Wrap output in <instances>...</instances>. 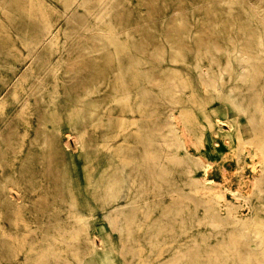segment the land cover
<instances>
[{"label":"bare ground","instance_id":"6f19581e","mask_svg":"<svg viewBox=\"0 0 264 264\" xmlns=\"http://www.w3.org/2000/svg\"><path fill=\"white\" fill-rule=\"evenodd\" d=\"M33 1L40 3L39 0ZM138 1L140 6L148 7V11L144 15H136L140 22L131 26L128 21L136 16L131 12L124 13L122 0H101L99 5H94L87 14H83L86 15L83 22L78 21L81 16L79 8L84 4L89 7L90 3L86 0H63L66 4L61 13L63 21L74 23L77 27L74 32L65 30L64 35L77 38L73 48L81 46V54L71 55L65 45L60 46L66 55L57 63L46 60L42 70L29 73L32 80L26 97L20 100L15 93V99L28 102L30 94L40 96L49 102L52 110L64 95L66 105L71 106L64 110L68 116L67 123L85 163L93 164L94 157L100 154L101 163L111 167V172L106 175L103 205L117 200V194L122 190L114 187L116 183L129 180L135 186L132 189L135 197L128 213L121 210L118 204L105 212L108 227L120 231V245L115 251L123 264H130L134 257L131 256L132 250L138 241L142 240V246L152 249L162 242L168 243L178 234L175 229L185 227V202L191 198L171 187L162 168L169 164L185 166L187 174L191 175L204 165L202 158H194L188 150L190 145L199 149L204 143L195 124L191 121L189 125L184 123V115L176 117L173 112L161 109L163 102L174 104L190 89L178 73L171 71L170 66L162 67L161 63L180 60L188 64V54L194 50L192 65L197 69L199 83L207 92L218 95L225 85L233 81L234 85L226 94L232 111L226 112V123L216 124L193 94L189 93V98L201 107L206 125L211 130L216 126L217 131L212 133L223 135L226 140L237 124L236 113L243 112L252 124L254 137L262 133L261 146L255 153L260 154L261 161L259 166H253L252 177L243 180V185L248 188L247 195L238 196L249 205L247 215H242L236 206L225 202L224 187L207 178L192 176L195 203L193 226L198 231L193 242L185 244L188 248L174 252L167 264H178L180 260L187 264L191 260L194 264H262L264 231L250 230L264 228L258 214L264 204L254 207L249 201L256 194H264V11L252 5L250 0ZM24 4V0H0L6 19L12 25H17L15 10L24 12ZM184 4L194 8L185 9ZM158 5L164 10L159 16L152 13L154 6ZM34 12H26L28 19L33 26L38 25L36 21L42 23L43 29L34 33L39 37L35 43H26L31 65L41 64V59L36 58L33 52L48 38L59 34L50 17L39 21ZM89 18L97 20L104 28L95 31L88 23ZM7 36L8 32L0 24V39L3 41ZM100 51H106L107 55H94ZM0 81L6 83L1 77ZM61 85L65 87L63 92L59 89ZM53 128L57 141L54 144L50 142L55 135H44V140L38 145L60 150L64 157L62 164L68 166L72 156L71 144L61 138L57 126ZM237 139L238 147L245 144L240 135ZM3 140L0 134V141ZM21 144L20 152L24 149ZM164 147L173 151L167 156H162V152L158 154L157 151ZM8 148L5 146V151L0 150V169L8 165ZM33 155L28 151L21 156L20 167L23 168ZM50 175L59 178L63 188L67 174ZM156 192L167 193L173 205L170 208L174 212L173 220L164 226L160 221L150 219L155 209L153 205L157 203L154 199ZM147 193L154 194V200L145 197ZM48 195L63 197L60 201L62 206L57 205L58 201L48 200ZM68 195L67 190L56 189L39 192L36 198L31 199L21 183L13 181L12 175H3L0 177V219L11 220L14 228L19 230L24 216H46L51 227L64 229L69 234L84 230L85 241L94 254L110 249L103 238L99 240L102 249H98L95 243L98 234L90 231L88 221L81 220L82 212L74 201L67 200ZM221 202H225L224 209ZM140 219L144 222H139ZM39 227L42 225L37 224L36 228ZM1 228L0 225V250L12 248ZM134 228L150 232L142 237L134 236ZM161 228L168 230L162 232ZM66 239L70 245L75 237L70 235ZM11 258H14L12 254L0 255V262L10 261Z\"/></svg>","mask_w":264,"mask_h":264},{"label":"rangeland","instance_id":"374dc122","mask_svg":"<svg viewBox=\"0 0 264 264\" xmlns=\"http://www.w3.org/2000/svg\"><path fill=\"white\" fill-rule=\"evenodd\" d=\"M39 1L40 3L33 0H24L25 4L23 6L26 11L15 10L18 15L17 25H12L6 19V14L2 6H0V24L4 26L9 34L3 41L0 39V77L6 82L2 84L0 81V134L4 139L0 141V150L5 151V146L9 147L7 149L9 162L8 165H4L0 169V177L12 175L13 181L21 183L22 189L26 191L31 199L36 198L37 194L42 191L67 190L69 193L66 197L67 200L74 201L76 207L82 212L80 213L81 220L88 221L91 224L90 231L98 234L95 236V243L98 244V249H102L99 242L101 238L108 242L110 249L107 248L103 253L94 254L85 241L84 230L69 234L64 229L51 227L49 218L46 216L26 215L22 218V227L19 230L14 228L11 220L0 219L1 230L4 231L5 236H8L9 241L12 243V248L4 247L0 250V255L12 254L14 257L10 261L2 260L0 264H123L117 251H115L120 245V231L112 230L108 227V219L105 212L118 204L121 210L128 213L131 201L135 197L134 190H132L135 186L133 187L129 180L116 183L114 187L117 190H122L119 192L120 194H117V200L103 205L101 201L104 197L106 175L111 172V167L101 163L100 154L94 157L93 164L85 163L80 149L75 146L74 133L67 123L68 116L64 110L67 107L71 108V106L66 105L64 95H60L59 103L52 110H50L49 102L45 98L41 99L40 96L30 94L28 102L15 99V93H18L20 100L26 97L27 89L30 87L32 80L29 78V73H36L42 70L41 68H43L46 60L50 59L57 63L63 55H66V52L60 50V46L65 45L69 51L67 53L71 55H79L82 51L81 46L73 48L76 45V37L64 35L65 30L74 32L77 27L74 23L63 21L61 13L66 8L63 0ZM86 1L90 5L88 7L84 4L79 8V14H81L79 22L84 21L83 18L86 15L83 14H87L88 9L94 8V5H99L101 2V0ZM122 1H124V13L131 12L136 16L144 15L148 11V7L145 5L140 6L138 0ZM250 2L252 5L259 7L261 11H264V0H250ZM182 6L185 9L194 8L192 5L186 6L184 4ZM30 10L35 11L34 14L39 17L38 20L43 17H50V21L54 23V28L59 29L57 36L48 38L46 42L33 52L36 58L41 59V64L33 63L31 65L29 47L26 46V43L30 41L35 43L39 37L35 36L34 33L43 29L42 23L40 24L36 21L38 25L33 26V23L28 19L26 12ZM163 11V7L158 5L154 6L152 13L159 16ZM24 16L25 18H23ZM137 18V16L131 18L128 24L131 26L137 25L140 22V19ZM88 23L93 26L95 31L104 28L97 20L95 21L92 18H89ZM54 44H57L56 48ZM164 45L167 46L166 43ZM133 54L135 53L133 52ZM94 55L105 57L107 52L100 51L94 53ZM194 60L195 53L194 50H191L188 54V64L180 60H165L161 63L162 67L170 66L171 71L178 73L190 86V89L185 92L186 96L183 95L174 104L163 102L161 109L167 113L173 112L176 117L184 115V123L189 125V121L193 122L204 142L199 149H196L193 145L188 147L194 158H202L204 160V165L192 172L191 175L187 174L185 166L169 164L162 168L171 187L177 189L180 194L189 195L191 198L185 202L186 210L183 217L185 227L184 229H175L178 234L168 240V243L162 242L159 246L152 249L146 245L142 246V243H144L142 240L138 241L132 250L131 256L134 257L130 264H167L174 252L186 250L188 248L186 245L188 243L190 245L193 242L192 240L198 230L193 226L195 203L193 197L194 178L192 176L207 178L208 181L210 180L214 184L224 187L225 202L236 206L242 215L249 213V205L241 200L240 196L242 194L247 195L248 192V188L243 185V180L252 177L253 166L260 165L261 156L260 154L255 155V153L261 146L262 133H259L260 137H254L252 124L243 112L236 113L237 124L233 127L229 139L226 140L223 135L212 133V131H217V128L215 126L211 130L206 125V118L202 114L201 107L207 110V114L213 123H226L224 121L225 114L228 111H232V106L229 104L226 94L234 84L232 81L231 84L225 85L218 92V95H212L199 83L197 69L192 65ZM67 85L69 86V84ZM64 88L63 85L59 86L60 92H63ZM189 93L195 96L201 107L189 98ZM2 111L3 113L1 114ZM216 115L219 117L216 118ZM262 123L264 124V121ZM54 126L58 127L61 138L68 140L71 144L70 151L72 156L68 166H63L62 159L64 157L60 150H56L53 146L42 148L38 145L39 142L44 140V135H55L54 139H50V142L55 143L57 141ZM224 127L229 129L226 126ZM237 135L242 137L244 145L237 146ZM20 142H22L21 145L24 148L21 152L19 151ZM28 151L34 155L21 168L19 158ZM172 151L173 149L164 147L157 153L162 152V156H167ZM63 172L67 176L62 188L59 178L51 176L50 173H56L60 176ZM55 183L58 186H54ZM167 188L170 187L167 185ZM12 191L16 193L14 189ZM153 195L151 193L145 195V197H151V200H157V203L153 205L155 209L150 214V219L158 220L164 226L173 220L174 212L170 210L173 206L171 197L167 193L156 192L155 195L157 196L153 199ZM261 197H264V194H256L250 197L249 203L254 207H261L264 204V199H260ZM47 199L58 201L57 205L62 206L60 201L63 200V197L48 195ZM225 202L220 203L222 209L225 208ZM199 208L200 212L198 214L201 215L202 205ZM222 213H224V210ZM258 214L260 222H264V208H261ZM138 221L143 223L144 219ZM37 224H41L42 227L36 228ZM161 229L163 230L162 232H167L168 230ZM200 229L202 231L204 227ZM250 231L262 232L264 228L258 227L256 230ZM132 232L134 236L142 237L150 231L134 228ZM70 235L74 236L75 240L68 245L66 237ZM49 236H53L55 239H47ZM187 263L183 260L178 262V264ZM189 264H194V262L191 260ZM262 264H264V261Z\"/></svg>","mask_w":264,"mask_h":264}]
</instances>
